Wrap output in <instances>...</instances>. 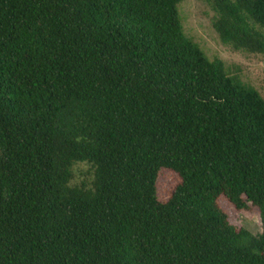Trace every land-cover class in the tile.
<instances>
[{"label": "trees", "instance_id": "trees-1", "mask_svg": "<svg viewBox=\"0 0 264 264\" xmlns=\"http://www.w3.org/2000/svg\"><path fill=\"white\" fill-rule=\"evenodd\" d=\"M206 1L223 44L264 56V0ZM180 2L0 0V264H264V98Z\"/></svg>", "mask_w": 264, "mask_h": 264}, {"label": "rangeland", "instance_id": "rangeland-1", "mask_svg": "<svg viewBox=\"0 0 264 264\" xmlns=\"http://www.w3.org/2000/svg\"><path fill=\"white\" fill-rule=\"evenodd\" d=\"M178 8L185 35L196 42L210 60L219 59L229 70H238L241 80L255 88L264 98V56L235 51L231 46L223 44L212 27L215 13L206 0H181ZM72 172L73 184L90 183L93 179L92 171L85 164L75 165ZM178 183L179 179L175 175L162 172L157 183L159 199L167 200ZM221 205L228 210L224 202ZM228 212L231 224L235 227H242L254 235L262 233L256 210L239 214Z\"/></svg>", "mask_w": 264, "mask_h": 264}]
</instances>
